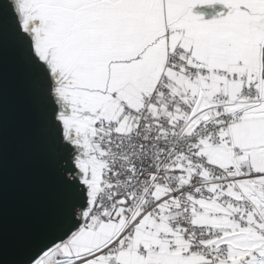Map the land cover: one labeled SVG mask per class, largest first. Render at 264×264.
<instances>
[{
  "label": "snow or ice",
  "instance_id": "snow-or-ice-1",
  "mask_svg": "<svg viewBox=\"0 0 264 264\" xmlns=\"http://www.w3.org/2000/svg\"><path fill=\"white\" fill-rule=\"evenodd\" d=\"M5 63L55 192L27 264H264V0H0Z\"/></svg>",
  "mask_w": 264,
  "mask_h": 264
},
{
  "label": "water",
  "instance_id": "water-1",
  "mask_svg": "<svg viewBox=\"0 0 264 264\" xmlns=\"http://www.w3.org/2000/svg\"><path fill=\"white\" fill-rule=\"evenodd\" d=\"M27 113L16 100L5 63L0 93V257L3 264H27L40 247L51 243L48 219L55 192L42 180L34 155Z\"/></svg>",
  "mask_w": 264,
  "mask_h": 264
},
{
  "label": "crops",
  "instance_id": "crops-1",
  "mask_svg": "<svg viewBox=\"0 0 264 264\" xmlns=\"http://www.w3.org/2000/svg\"><path fill=\"white\" fill-rule=\"evenodd\" d=\"M228 9L223 4L197 5L192 9L193 15L203 17L205 22L227 15Z\"/></svg>",
  "mask_w": 264,
  "mask_h": 264
}]
</instances>
